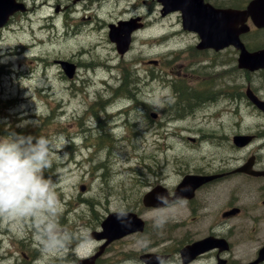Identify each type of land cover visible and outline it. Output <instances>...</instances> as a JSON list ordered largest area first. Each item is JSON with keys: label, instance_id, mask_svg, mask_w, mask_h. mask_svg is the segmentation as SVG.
Segmentation results:
<instances>
[{"label": "rangeland", "instance_id": "1", "mask_svg": "<svg viewBox=\"0 0 264 264\" xmlns=\"http://www.w3.org/2000/svg\"><path fill=\"white\" fill-rule=\"evenodd\" d=\"M56 1L30 0V5L35 10L33 9L29 16L16 15L12 21L14 23L0 34V65L2 61L6 69V86L15 91L13 96L18 106L15 112H7L0 106V137H10L13 134L62 137L66 146L62 152L54 153L52 167L45 173L60 201L61 227L83 236L84 241H91L88 236L101 230L102 221L113 212L114 207L126 206L128 210L138 211L147 221L148 229L145 227L141 233L113 241L99 258L98 264H145L140 258L143 248H147L145 244L152 242L155 237L164 238L167 248L175 246L174 240L179 243V238L183 235H179L180 225L175 222L174 217L184 215L185 211L190 213L191 208L186 204L174 203L165 209L145 207L144 195L159 182H166V185L173 189L178 180V169L196 166V161L209 170H217L219 167L231 170L245 162L252 154H256L259 165L264 166V113L253 106H246V109L239 112L232 109L228 112L216 108L209 110L210 114L214 113L212 121L203 125L208 132L230 135L231 140L235 133L258 135L245 149L236 148L229 140L214 144L209 142L208 152L206 147L197 151L195 148H188L192 147V144H184L178 138L170 137L173 130H185L170 124L166 126V137L163 140L145 133L152 128L147 124H152L158 117L151 116V112L156 113L157 110L152 106L145 109L142 104L157 98L167 101L171 97L173 76L167 73L176 70L180 57H189L188 63L191 60L192 55L187 50L180 51V44L175 41L174 36H170L178 28L176 16H161V6L157 5L159 3L156 0H117L109 1V4L104 3L105 0H58V3L70 2V7L64 8V3L61 6L65 11L62 8L59 10V17H68L70 33H66L64 24L58 31L45 29L48 16L52 15L53 9L54 13L56 12ZM100 2L104 26L101 31L96 30L91 34L89 27L80 24L79 18L87 11L94 12L89 9L90 4L97 6ZM134 14L148 16V26L138 31L130 52L121 56L116 46L109 41L105 24L111 18L113 22H117L120 18H128ZM73 30L77 31V34L73 35ZM189 38L194 40L193 36ZM247 40L253 48L264 46V30L253 31ZM83 50L89 51L88 56L87 53H82ZM237 56L238 52L232 49L220 59L232 61ZM37 58L44 59V62H36ZM51 59H72L81 63L76 79L70 81L78 83L72 86V83L64 79L60 66L47 63V60ZM152 59H158L160 65L153 64ZM112 61L113 67L116 65L113 68V80L108 70L110 66H104L106 62H109V65ZM182 69L184 72L190 70ZM126 70L132 74L128 78L134 87L132 90L136 91L139 100L143 102L134 104L132 101L134 111H126L120 114L121 117H116L113 115L114 111L119 108L124 111L130 101L127 95L120 92L113 91V95L109 97L108 91H111V86L119 85V82L124 80ZM205 70L201 69L203 72ZM209 71V85L216 91L222 82L221 73L218 72L217 66L209 68ZM158 74L161 76L160 80L157 78ZM244 77L246 85L250 84L264 95L263 71L246 70ZM2 92L3 87L0 86V95ZM94 97H109L108 100H103L108 101L111 112L104 110L102 117L110 120L113 116V123L118 121V126H124V129L118 132H122L120 138H124V141H111L107 135L103 136L104 141L97 143L94 141L95 135L91 138L83 137L91 133V130L85 127L84 117L88 114L86 108H97V101H100L102 106L106 102L101 101L102 99L94 100ZM18 111L21 114H18ZM97 123L94 121L92 126ZM107 123L110 127V121ZM194 127L196 128V125ZM100 130L101 132L97 131L98 135L103 134L107 128L104 126ZM76 136H79L80 140L73 142ZM158 145L163 149H158ZM238 174L225 177L213 188L211 206L207 208L216 214L223 204L227 206L234 203L243 209L241 217L246 223L251 215L258 218L247 226L249 232L244 235L242 233L243 237L237 241L246 249L236 247L228 255L230 262L235 264L254 258L256 249L264 242V179L254 180ZM82 185L87 187L85 191L81 190ZM162 213L169 215L170 219L163 228H156L153 217ZM26 221L29 225L33 224L30 219ZM1 225L5 227V233L8 231L16 235L22 231V225L27 227L24 220H4ZM29 229L32 239L30 248L26 249L28 256L39 246L35 228ZM5 233L4 236L0 234V238L5 239ZM1 241L10 244L6 240ZM100 244L101 242L93 239L91 245L86 243L81 248V252L89 256L87 253H94ZM149 250H153V247ZM71 254L73 257L74 254ZM68 255L63 258H68ZM38 256L41 257L37 261L41 260L42 264H56L57 261H62V258H45L42 253ZM177 257L178 254L174 251L170 264H178ZM77 259H67L64 264H76Z\"/></svg>", "mask_w": 264, "mask_h": 264}, {"label": "flooded vegetation", "instance_id": "2", "mask_svg": "<svg viewBox=\"0 0 264 264\" xmlns=\"http://www.w3.org/2000/svg\"><path fill=\"white\" fill-rule=\"evenodd\" d=\"M194 1L203 9L206 7L204 3H209V5L215 9L242 10L247 7L250 0H203L204 3L201 0ZM29 9L32 10L30 4ZM172 15H175L179 22L178 28L176 29L177 36L175 37V41L180 44V51L187 50L192 56L189 63L187 62L189 57H180L179 63L176 65V70H171L168 73L169 75H173L171 80V97L165 101V106L162 108V111L159 109L156 113L151 112L153 118H158L153 120L152 124H147L148 127L151 125L152 128H149L145 133L158 136L157 139L163 140L166 137V126L168 124L173 127L178 126L185 130L180 132L173 130L170 132V137L178 138L179 141L184 144H192V147L189 146L188 148H196L197 151H201L206 147L208 152L210 147L209 142H229L230 140V135L213 134L203 127V125L208 124L209 120L212 118L209 110L216 108L228 112L232 109L239 112L242 109H246V106H253L258 109L249 99L247 89L251 88L263 100L264 95L261 92H258L250 84L246 85L244 77L246 70L238 65L240 50L236 46L230 45L222 49L201 47L200 35L196 32H190L185 29L182 12L177 11ZM172 15L169 14L168 17ZM238 20L240 21V19ZM241 22L242 20L238 23V26H241ZM248 22L251 23V20L249 19ZM64 25L66 29L69 28L67 20H65ZM248 33H241V38L245 41L247 46L249 45L248 40L246 39ZM190 36H193V41L189 38ZM249 47L251 46L249 45ZM232 49H235L238 52V56L235 57L234 60L220 59L223 54ZM76 64L77 72L74 77L78 73L81 63ZM213 66H217V70H219L218 72L221 73L222 77V82L216 91H213L209 85V68ZM182 68H188L190 70L185 71L187 72L185 73ZM201 69L206 70L203 72ZM5 70L4 64L1 61L0 86L3 87V92L0 95V106H3V109L7 112L10 110L15 112L18 107L15 102L16 98L13 96L15 91H12L10 86H6ZM60 73L63 78L66 80L69 79L64 71L61 70ZM74 77L72 81H74ZM192 77H195V79ZM8 84L11 83L8 82ZM111 90L112 91H108L109 97L113 95V87ZM109 97H94V100H108ZM97 103L99 104L97 108L103 110L97 111L96 109L88 108L89 113L91 112L94 117L91 119V134L92 136L95 135L94 141L102 140L103 136L107 135H109L111 141H113V116L112 119L108 120L106 117L100 115V112L107 110L106 106L109 103L106 101L103 106L101 105V102ZM142 106L145 109H149L151 104L147 101L144 105L142 104ZM95 111L97 112L95 113ZM97 116H100L101 119L96 120ZM94 121H97L98 123L93 127L92 123ZM108 121H110V127L108 126ZM194 125H196V128ZM197 125L200 127H197ZM104 126L107 130L104 131L103 134L98 135L97 131L99 130V132H101L100 128ZM236 134L238 133H235L234 136ZM234 136H232V139ZM83 137H86V135H83ZM157 148L162 149V146L158 145ZM256 166L259 167L258 169H264V166L259 165V163H256ZM234 169L235 168L229 170L225 169V167H219L217 170H209L206 169L203 164L199 163V161H196V166L182 167L178 169V180L176 181L175 186H173V189L171 188V193H175V190L182 184L187 175H198L192 180L191 185L188 183L184 189L180 188L178 190V195L181 197L173 202L174 204H186L191 208L190 213L182 211L184 215H180L177 218L174 217L175 222L180 225L178 228L179 235H183V237L179 238L178 244L177 241L174 240L175 246L173 248L166 247L164 238L160 239L155 237L152 242L147 244V248H143V254L140 258H142L144 254H148V257H154V255H149L151 253L167 254L171 257L173 252L176 251L178 254V264H235L230 262L228 255L232 253L236 247L241 246V250L245 248L242 246L243 244H240V242L237 241L243 237L242 233L244 235L249 232L247 226L253 224L258 218L251 215L248 223H246V220L241 217L243 209L234 203L228 204L227 206L226 204H223L222 207L217 209L216 214L213 211L207 210V208L211 206L210 197L213 193V188H216L219 182L225 177L234 174L239 175ZM241 176H247L254 180L264 179V176H255L251 174L242 173ZM158 184L164 185L166 182H159ZM192 185L196 186L194 190L192 189ZM235 207H239L240 209L236 213H230V210ZM26 220H24V222L27 224V227L22 225V231L19 235H16L8 231L5 233V227L1 225V222L4 220L0 219V234H3L4 236L5 233V239H0L6 240L10 243L6 244L5 241L2 242L0 240V264H7L8 262H11L12 264H34L32 256L35 255L36 251L30 256L26 254V249L31 246L30 229ZM146 227L148 229V223H146ZM193 236H195V239H193ZM88 237L90 238V236ZM204 239L208 241V250L196 255L193 259L190 257L187 258L182 254L184 247ZM152 247L154 251L149 250V248ZM259 247L256 249L255 254ZM67 259L68 258H62V261H57L56 264H64Z\"/></svg>", "mask_w": 264, "mask_h": 264}, {"label": "clouds", "instance_id": "3", "mask_svg": "<svg viewBox=\"0 0 264 264\" xmlns=\"http://www.w3.org/2000/svg\"><path fill=\"white\" fill-rule=\"evenodd\" d=\"M150 104L154 110L165 106L159 98ZM65 146L66 141L62 137L18 134L0 137V219L32 220L40 251L45 258H63L71 249L77 257L84 259L86 256L81 252L83 237L61 227L60 201L52 182L45 175L52 167L54 153L62 152ZM162 187L168 188L166 184ZM157 200L162 206H169L167 195L157 194ZM112 211L124 226H131L126 206L114 207ZM169 219L167 214H157L153 217L154 227L163 228ZM87 255L90 256L91 252ZM151 255L155 256L156 264H170L171 257L167 255Z\"/></svg>", "mask_w": 264, "mask_h": 264}, {"label": "water", "instance_id": "4", "mask_svg": "<svg viewBox=\"0 0 264 264\" xmlns=\"http://www.w3.org/2000/svg\"><path fill=\"white\" fill-rule=\"evenodd\" d=\"M7 1V4L5 3ZM166 5V10H174L178 9L180 6V2H185L186 0H161ZM4 6V7H3ZM15 8L13 5L8 4V0H0V25L6 21L8 15H10ZM185 17L194 19L197 17L201 10L199 9H191L189 10L187 6L184 9ZM240 18H247L248 15H251L255 24L259 27H264V0H253L248 9L237 13ZM194 24V23H193ZM237 27V22L228 19V14L226 12H214L209 14V27H204L200 31L203 34V38L208 41L209 46H225L230 43H236L241 47L242 53L240 57V66L246 67L250 70H257L260 68H264V49H261L256 52H250L246 49L243 43H239L238 41V32L236 30H232L231 27ZM133 27L122 24L120 27H113L110 32L111 38L117 42L118 50L121 53L126 52L129 49L131 43V33ZM243 29V28H242ZM248 29V27L246 28ZM64 68L67 72L72 73L74 71V65L69 62H63ZM252 100L264 110V101L260 100L256 95L249 92ZM241 142L240 144L247 143L251 137H238ZM238 143V142H237ZM246 168H249V163L246 165ZM255 174H264V171H256ZM152 194V193H151ZM150 196V195H149ZM147 196L146 199L149 197ZM129 218L132 221L130 227L124 226L121 220L117 218L115 213H110L109 216L103 221V231L98 233V238H107V242L102 246L104 248L108 243L113 241V239L121 237L130 231H132V226L137 222V218L135 215L130 214ZM92 257L91 259L81 260L79 264H93L98 255ZM264 258V247L260 251V257L257 261L248 263V264H256L258 261Z\"/></svg>", "mask_w": 264, "mask_h": 264}, {"label": "bare ground", "instance_id": "5", "mask_svg": "<svg viewBox=\"0 0 264 264\" xmlns=\"http://www.w3.org/2000/svg\"><path fill=\"white\" fill-rule=\"evenodd\" d=\"M84 53H87V50L84 51ZM108 59H109V58H108ZM113 60H114V59H113ZM98 64H99V63H98ZM98 64H97V65H98ZM95 66H96V65H95ZM101 66H102V65H101ZM101 66H99V67H101ZM107 66H108V65H107ZM112 66H113V65H112ZM115 66H116V65H115ZM115 66H114V67H115ZM114 67H113V68H114ZM106 68H107V67H106ZM107 69H108V68H107ZM108 70H109V69H108ZM61 107H62V105H61ZM129 108H130V110H128V111H132V110L134 111V109H135V108H133V107H129ZM62 111H63V110H62ZM136 111H137V110H136ZM115 113H116V112H115ZM213 114H214V113H213ZM26 115H27V114H26ZM119 116H120V114H119ZM117 117H118V116H117ZM120 117H121V116H120ZM107 168H108V167H107ZM154 191L157 192V190H154ZM82 237H83V236H82ZM86 239H87V238H86ZM83 241H84V238H83ZM86 241H87V240H86Z\"/></svg>", "mask_w": 264, "mask_h": 264}, {"label": "trees", "instance_id": "6", "mask_svg": "<svg viewBox=\"0 0 264 264\" xmlns=\"http://www.w3.org/2000/svg\"><path fill=\"white\" fill-rule=\"evenodd\" d=\"M82 53H84V51ZM123 86L126 87V88L130 87V83H129V81L126 78L124 79Z\"/></svg>", "mask_w": 264, "mask_h": 264}]
</instances>
